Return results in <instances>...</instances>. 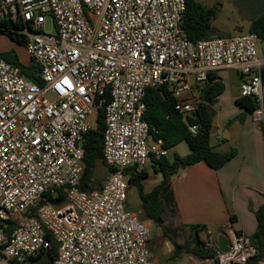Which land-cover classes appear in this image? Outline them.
I'll list each match as a JSON object with an SVG mask.
<instances>
[{
  "label": "built area",
  "instance_id": "1",
  "mask_svg": "<svg viewBox=\"0 0 264 264\" xmlns=\"http://www.w3.org/2000/svg\"><path fill=\"white\" fill-rule=\"evenodd\" d=\"M186 0H0V21L26 40L40 83L0 55V264H33L56 242L52 264H154L152 225L127 206L132 167L169 157L145 119L148 91L168 89L183 116L195 111L193 88L211 72L235 70L241 97L264 120V40L249 32L197 42L184 33ZM52 30H47V22ZM105 111L100 189H80L85 136ZM196 135L198 127L189 126ZM66 193L55 206L48 197ZM44 204L41 205V203ZM222 252L209 232L205 264H247L251 239L228 227Z\"/></svg>",
  "mask_w": 264,
  "mask_h": 264
},
{
  "label": "trees",
  "instance_id": "2",
  "mask_svg": "<svg viewBox=\"0 0 264 264\" xmlns=\"http://www.w3.org/2000/svg\"><path fill=\"white\" fill-rule=\"evenodd\" d=\"M259 8L258 14L251 21L249 33L256 34L264 40V0H257ZM254 1L255 3L257 2ZM187 12L183 22L185 36L193 42L210 39L213 37H224L213 25L217 18V11L214 8H208L199 0H186ZM17 25L11 21H0V33L7 34L17 44L26 47V40L10 31V28H16ZM7 61L20 68L22 75L27 79L40 83L38 77L39 67L30 62L24 65L17 56L9 53H0ZM225 84L221 81L215 72L208 75L205 83L194 86L199 92L195 111L187 116L180 115L175 110L176 97L168 89L148 91L145 99L147 110L145 119L150 124V133L154 139H162L164 147L172 149L179 144L186 142L189 145L190 153L185 157L175 155L173 161L168 158L155 160L152 158L153 167L156 172L162 174V181L155 186L150 192H145L144 181L149 175L145 168L139 169L132 167L126 170L125 174L130 185L138 189V194L142 202L141 212L142 219L151 221L154 226H161L165 221L168 211L169 202L172 201L171 178L179 170L185 169L192 165L204 162L209 168L219 170L230 160H232L236 151L223 153L217 152L211 145V135L216 118L213 105L217 103L218 98L225 91ZM237 104L244 108L247 113H253L258 106L251 97H241ZM198 127L196 135L189 131V126ZM105 133V111L99 109L97 112L95 127L85 136V173L82 178L80 189L84 192H90L94 189H100L106 181L99 182L96 178V172L100 165L106 166L103 157V138ZM225 140V139H224ZM107 167V166H106ZM109 175L111 170L109 168ZM55 206L62 205L66 202V193L61 190L58 197L47 198ZM44 202L41 203V205ZM258 228L256 233L251 237L252 244L257 249L255 257L248 260L247 264H260L264 261V205L256 212ZM200 229V227H196ZM58 246L52 241V247L37 257L32 259L33 264H52L57 255ZM192 254L200 260H209L216 256L213 250H206L204 242L196 239L194 242H187L184 245H177L173 259L180 257L182 254Z\"/></svg>",
  "mask_w": 264,
  "mask_h": 264
},
{
  "label": "crops",
  "instance_id": "3",
  "mask_svg": "<svg viewBox=\"0 0 264 264\" xmlns=\"http://www.w3.org/2000/svg\"><path fill=\"white\" fill-rule=\"evenodd\" d=\"M251 4L252 10L258 14V1H252ZM254 18L250 20L247 32ZM220 33L224 37L230 36L228 33ZM259 51L260 57L264 59V44H261ZM215 73L226 88L213 105L216 118L211 138L213 131L216 133V140L220 141V131H224L227 138H224V143L215 142L214 145L211 140V145L217 152L235 150L236 155L219 170H213L201 162L179 170L171 178V205L179 217V222L175 221L173 228L174 231L189 229V243L196 239L205 242L209 232L215 237L219 233L226 234L228 227L251 239L258 228L256 212L264 205V129L256 123L252 113H247L237 104L245 79L235 70H220ZM235 73L239 76L232 77ZM192 98L197 100L198 96L192 92ZM179 145L169 149L170 161H173L175 155H188L179 154ZM171 155L173 159L170 158ZM148 164L153 167L152 161ZM153 169L155 170L154 167ZM170 252L169 249V254ZM187 256L188 261H183V256L178 257L182 259L177 261L183 262L182 264H205L204 260L190 253ZM172 257L170 255L171 260ZM260 264H264V261Z\"/></svg>",
  "mask_w": 264,
  "mask_h": 264
},
{
  "label": "rangeland",
  "instance_id": "4",
  "mask_svg": "<svg viewBox=\"0 0 264 264\" xmlns=\"http://www.w3.org/2000/svg\"><path fill=\"white\" fill-rule=\"evenodd\" d=\"M208 8H214L217 11V18L213 22L214 27L222 33H228L230 35H239L246 33L247 26L252 18H254L257 12L252 10V1L255 0H199ZM257 1V0H256ZM47 30H52V22L48 20ZM0 53H9L17 56L20 62L24 65L30 63V57L27 53L26 47L17 44L7 34L0 33ZM234 73V72H233ZM238 77L237 73L232 74V77ZM235 88H237L235 86ZM238 90V89H236ZM194 95L199 96V92L194 89ZM260 109L264 111V97L261 103ZM92 125L95 127L96 120L94 116L91 118ZM258 125L264 129V120L257 122ZM215 133V131H213ZM211 138L213 145L218 142L224 143V131H220V141L216 140V133ZM153 136L150 137L149 143H153ZM189 145L183 142L179 145V154L185 156L190 153ZM173 159V155L170 156ZM145 169L149 172V178L144 181L145 192H150L154 186H156L163 178L162 174L155 172L153 167L148 164ZM109 172L106 166L100 165L96 172V178L99 182L107 181L109 178ZM142 202L140 200L138 189L135 186H131L128 191L127 206L130 210L136 212L142 219L141 212ZM143 220V219H142ZM147 221V220H144ZM175 221L179 222L178 213L171 205V201L168 205V211L165 216V221L161 226L152 225V240L150 242V251L154 264H182L183 262L177 261L182 258L170 259V255H174L177 245H184L189 242V229H179L174 231L173 225ZM169 249L171 250L169 254ZM183 261H188L187 254H182Z\"/></svg>",
  "mask_w": 264,
  "mask_h": 264
},
{
  "label": "water",
  "instance_id": "5",
  "mask_svg": "<svg viewBox=\"0 0 264 264\" xmlns=\"http://www.w3.org/2000/svg\"><path fill=\"white\" fill-rule=\"evenodd\" d=\"M224 138L226 139L227 136H224ZM216 239L219 244V249L222 252H228L229 246H230V241H229L228 236L225 233H219L217 234Z\"/></svg>",
  "mask_w": 264,
  "mask_h": 264
}]
</instances>
